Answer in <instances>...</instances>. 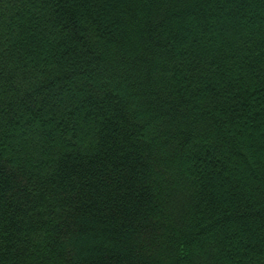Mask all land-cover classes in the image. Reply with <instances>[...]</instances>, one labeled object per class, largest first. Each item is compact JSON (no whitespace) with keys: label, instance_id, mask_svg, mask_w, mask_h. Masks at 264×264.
<instances>
[{"label":"trees","instance_id":"1","mask_svg":"<svg viewBox=\"0 0 264 264\" xmlns=\"http://www.w3.org/2000/svg\"><path fill=\"white\" fill-rule=\"evenodd\" d=\"M0 264H264V0H0Z\"/></svg>","mask_w":264,"mask_h":264}]
</instances>
